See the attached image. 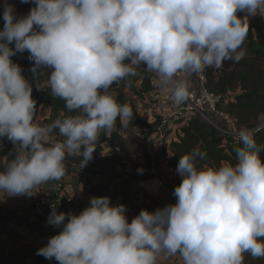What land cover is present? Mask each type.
Masks as SVG:
<instances>
[{
    "label": "clouds",
    "instance_id": "obj_1",
    "mask_svg": "<svg viewBox=\"0 0 264 264\" xmlns=\"http://www.w3.org/2000/svg\"><path fill=\"white\" fill-rule=\"evenodd\" d=\"M23 3L29 0H21ZM24 15L4 0L0 28V139L16 146L0 169V193L36 194L66 175L65 162L93 159L102 135L134 113L115 82L154 74L165 99L180 104L193 78L225 61L239 62L249 18L264 0H31ZM27 51L32 72L48 73L50 95L66 112L36 120L33 84L11 58ZM256 127L236 133L234 157L203 163L196 146L181 155L175 203L126 216L123 203L92 196L78 213L51 206L47 224L60 231L37 250L57 264H245L264 258V144Z\"/></svg>",
    "mask_w": 264,
    "mask_h": 264
},
{
    "label": "trees",
    "instance_id": "obj_2",
    "mask_svg": "<svg viewBox=\"0 0 264 264\" xmlns=\"http://www.w3.org/2000/svg\"><path fill=\"white\" fill-rule=\"evenodd\" d=\"M23 4L22 15L26 14L32 6L31 0ZM2 27L3 19L0 15V28ZM242 47L246 54L239 62L229 60L225 61L219 69L207 68L203 85L209 91L221 96L218 109L232 117L236 129L239 130L245 126L259 128L256 141L258 144H264V123L261 122V117H264V17L257 15L249 20L248 35ZM28 56V52L24 51L17 53L11 59L21 66L23 74L31 80L32 97L36 101L37 109L41 105L49 107V116L42 121V123H49L57 119L62 112H66L65 102L50 95L47 71L43 73L38 71L33 75V61ZM153 77H155L153 73L140 66L136 76L115 82L111 86L112 90L116 93L120 103H127L131 106L134 113L132 121L124 127L117 119L115 130L110 136L102 135L93 153V159L83 168L79 157H69L65 162L66 174L74 167L80 169V182L86 191L88 200L92 196L106 195L113 203L119 197L121 203L126 206V210H132L135 215L142 208L150 210L152 202L143 195L146 202L138 206L135 191L129 185V181L121 177H115L103 183V181L94 180L92 176L101 174L102 171H114L116 168H122L124 162L133 161V169L151 171L150 174L161 171L163 166L172 168L174 170L172 181L178 185L181 178L176 172V167L181 155L198 146L206 153L203 163H218L221 160L232 159L234 157L233 148L236 146V140L225 141L224 135L198 115L192 114L177 124L170 135H167L169 132L166 131L162 144L155 152L151 153L145 146H141L135 156L127 157L126 153L132 146L129 131L146 129L144 135L151 134L156 129L158 121L148 123L140 118L136 107L128 100L126 91L139 99H146L154 89L150 84ZM211 119L223 127L218 114H213ZM14 155L9 152H0V169ZM262 159H264V154H262ZM55 182L57 181H53ZM40 197L52 198L53 196L52 193H48ZM23 237V230L6 229L0 221V264H57L54 260L38 255L39 248H35L29 242H24ZM10 245L15 246V249H10ZM245 264H264V258L254 259L249 254H245Z\"/></svg>",
    "mask_w": 264,
    "mask_h": 264
},
{
    "label": "built area",
    "instance_id": "obj_3",
    "mask_svg": "<svg viewBox=\"0 0 264 264\" xmlns=\"http://www.w3.org/2000/svg\"><path fill=\"white\" fill-rule=\"evenodd\" d=\"M252 18L253 17H250L249 20ZM204 75L205 71L195 77L189 96L180 104L165 99L164 90L153 83L155 77L151 79L150 84L154 87V91H156L155 97L153 99H144L143 105L137 110L139 117L146 120L148 123L154 120L158 121L156 129L151 134H143L144 136L140 141L141 145L149 149L151 153L155 152L162 144L161 140L166 131L169 132L167 135H170L177 124L183 122L192 114L198 115L203 121L213 126L224 136L235 134V126L232 117L218 109L221 96L204 87ZM213 114H218L220 116L223 127L212 121L211 118ZM143 130L145 133L146 129ZM124 163L127 164L128 162ZM126 164H124L123 168H120L122 178L131 182L135 190L152 202V208L149 211L168 204L160 197V194L164 189L174 190L176 185L170 176L161 171L150 174L151 171L131 169L127 167ZM51 188L52 198L39 197L32 201L31 214L33 216L43 219L47 218L52 205H56L58 212L63 211L68 213L71 211L78 213L88 204V202L75 201L68 187L61 182L53 183ZM70 208H74V210ZM128 220L131 221L129 218ZM8 227L21 230L18 224L11 221L8 223ZM54 234L56 233H46L45 238L48 239Z\"/></svg>",
    "mask_w": 264,
    "mask_h": 264
},
{
    "label": "rangeland",
    "instance_id": "obj_4",
    "mask_svg": "<svg viewBox=\"0 0 264 264\" xmlns=\"http://www.w3.org/2000/svg\"><path fill=\"white\" fill-rule=\"evenodd\" d=\"M10 3H12L15 6V11L19 14L22 15L23 13V8H24V4L19 1V0H9ZM3 4H4V0H0V15L2 16V12H3ZM156 91H151L150 95L146 97V99H153L155 97V93ZM126 96L128 98V100L136 107V109L138 110L141 105H143V99H139L137 97H135L134 95H132L130 92L126 91ZM49 112L50 109L48 106H39L38 109L36 110V120L38 122H42L43 120H45L48 116H49ZM261 122L264 123V117H261ZM130 140L132 146L130 147L129 151L126 153L127 157H133L135 156L139 149L141 148V139L144 136V130H140V131H135V130H130ZM238 132V129L235 128V137H236V133ZM234 135H227L225 136L224 140H232L234 137ZM163 138H165V135H163ZM162 138V140H164ZM161 140V142H162ZM16 146L12 145L10 141H8L6 138L0 139V152H9V153H16ZM135 160V159H133ZM133 161H129L126 164L127 167H130L131 169H133ZM123 168V166H122ZM75 172L78 176L76 177V180H78L81 177V171L78 167H74V169L67 173L66 176H64L62 179H60V181L65 182L66 180H68L70 173ZM80 172V173H79ZM162 172V171H161ZM163 173L168 175V173H165L163 170ZM122 178V172H120V168H116L114 171H102L101 174H95L92 176V178H94V180H100L103 181V183L108 182L109 180H113L114 178ZM65 180V181H64ZM75 180V181H76ZM50 187L52 186V184L50 182H47L45 184L40 185L37 189H36V194H34L31 197L28 196H8L6 193H0V221L2 222V225L8 229V223L14 222L16 224H18L21 228V230H23V240H28L29 236L32 235L33 239L36 240L38 243V248L42 247L44 244L47 243V240L45 238V234H46V229L45 227H42V224L44 222V226L46 225L45 222H47V218H39L36 216H33L31 214V203L32 200H35L37 198H39L40 196H42L43 192H41V188L46 192L49 191L51 189H46L45 187L47 185ZM51 184V185H50ZM44 229V230H43ZM10 249H15V246L10 245L9 247Z\"/></svg>",
    "mask_w": 264,
    "mask_h": 264
},
{
    "label": "crops",
    "instance_id": "obj_5",
    "mask_svg": "<svg viewBox=\"0 0 264 264\" xmlns=\"http://www.w3.org/2000/svg\"><path fill=\"white\" fill-rule=\"evenodd\" d=\"M194 81H195V77L193 78L192 85L194 84ZM41 106H46V105H41ZM232 137H234L233 139L236 140L235 135L232 136ZM163 170H164L165 173H168L170 177H172V175L174 174V170L172 168L163 166L161 168V171L163 172ZM75 176H78V175L75 172H72V173H70V176H69L68 180H66V181L64 180L65 182H62V181L58 180L57 182H61V183L65 184L68 187L69 192H70L71 196L75 199V201L89 202V200H88V198L86 196V191L84 190L83 185L80 182L81 178L76 180ZM50 183L53 184V181H51ZM129 185L132 186L133 190L136 193V196H137L136 204L138 206H140L143 202H146L144 196L141 193H139L137 190H135V187H134V185L131 182H129ZM51 187L52 186L49 187L47 185L45 188L46 189H52ZM41 192H43L42 196H45L48 193H50V194L52 193L51 190L45 192L42 188H41ZM160 197L163 200H165L167 203H175V197H174L173 191L171 189L162 190L161 194H160ZM117 203H121V199L119 197L116 198V200L113 202V204H117ZM70 209L74 210V208H70ZM126 216H127V218H129L131 220L132 217L135 216V214H134V212L132 210H127L126 211ZM43 224H44V222H43ZM43 224H42V227H45V229H46L45 232L46 233H58L60 231V229L58 227L54 228L51 225L47 224V222H45V224H46L45 226ZM23 241L31 243L33 246H35V248L39 247L38 244H37L38 242L33 239L32 235L29 236V239L27 241L26 240H23ZM52 260H54V262H56L55 259H52ZM165 264H181V261H180L179 256H176V257H173V258L165 261Z\"/></svg>",
    "mask_w": 264,
    "mask_h": 264
}]
</instances>
